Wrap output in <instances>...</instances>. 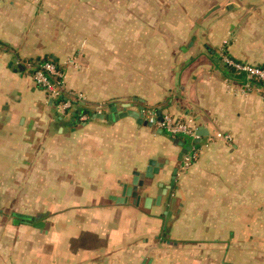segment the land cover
I'll return each instance as SVG.
<instances>
[{
    "label": "crops",
    "instance_id": "obj_1",
    "mask_svg": "<svg viewBox=\"0 0 264 264\" xmlns=\"http://www.w3.org/2000/svg\"><path fill=\"white\" fill-rule=\"evenodd\" d=\"M163 1L0 0V179L12 172L0 180V191L11 200L6 210L14 212L13 221L0 220V264H140L149 235L163 227L164 206L145 208V197L143 212L130 198H113L122 197L123 184L150 160H168L170 173L182 149L165 132L130 117L75 120L34 81L32 71L47 60L64 70L67 89L82 94L81 102L97 114L110 111L91 106L116 101L121 111L128 102L133 110L152 108V120L166 102L162 112L209 131L198 143V160L188 169L179 164L175 225L200 233L213 225V234L196 239L219 240L226 250L241 241L235 229L260 226L264 87L244 91L246 75L226 73L214 57L221 52L222 61L228 56L264 67V0H190L207 19L220 11L221 22L210 25L204 43L191 39L195 47L188 44L178 76L169 62L172 83L165 81L164 56L173 60L176 49L161 33ZM12 63L24 70L14 71ZM32 213L49 228L17 217ZM174 224L162 238H180Z\"/></svg>",
    "mask_w": 264,
    "mask_h": 264
},
{
    "label": "rangeland",
    "instance_id": "obj_2",
    "mask_svg": "<svg viewBox=\"0 0 264 264\" xmlns=\"http://www.w3.org/2000/svg\"><path fill=\"white\" fill-rule=\"evenodd\" d=\"M176 3H178V5H176ZM163 4H164V20L161 22L163 28L162 29L163 32L161 33L163 34L164 42L170 44L171 47L174 46V48L176 49L174 51L175 53L173 54V57H171L173 60L169 61L167 55H165L164 56L166 58L165 62L167 65H169V62L173 64L172 66L174 68V74L175 76H178V71L180 69L183 70L181 64L183 58L187 57V55L189 56L190 48H187V46L188 44L193 42V41L191 42V39L193 40L196 37L195 44L197 43V45L204 43L206 40L205 35L208 32H210V28H209L210 25L216 23H218L219 25V23L221 22V18H220L221 12L218 11V13L213 14L212 17L208 16L209 18L207 19L204 16L201 6L198 4L194 5L192 2H190V0H165L163 1ZM222 22H224V20H222ZM150 24L155 25V22H150ZM195 44L193 45V47H195ZM177 46L179 47V49ZM182 46H184L188 50L187 51L183 49L180 50V47ZM203 47L204 48L207 47L205 49H208V46H206L205 44L203 45ZM204 48L203 49L200 48L199 51H201L200 53H206L207 54L206 56H208L209 58L210 53L208 54L207 50H204ZM216 55L217 56L214 57V60L218 59V57L221 59V62H217V65L221 66V68L224 71H227L225 69L226 67L224 66V62L222 61V57H221L222 53L219 52ZM177 60L180 63L177 62ZM170 68L171 67L169 65V70H168L169 79L165 78V81L168 83H172L170 80L171 77L173 76V72H171L173 71V69L171 70ZM178 87L179 85H177V88ZM73 93L75 92L68 90L66 87V93H65L66 95H71ZM131 99L132 98H128V101ZM117 103H121V102H117ZM164 103H160L156 106V108L160 107L162 117L164 115L169 114L162 112ZM143 106L145 105L143 104ZM91 107L100 110L102 113L103 112L106 113L110 111L109 103L103 104L100 107L98 106L99 108H97V106H91ZM145 107H146L144 108L145 120L151 121V119L149 118V113L153 109L148 106ZM68 114H71V112ZM169 115H172L173 118L174 117L182 118L179 117L178 115H173V114H169ZM156 129H160V127L156 125ZM156 129L153 130L155 133L157 132ZM165 133L168 136L169 133L167 132ZM182 138L185 139L187 143L190 142V140H188L187 138L185 137ZM199 148L200 146H198L197 143L196 151L198 155L201 149ZM145 167H146L145 165H139V167L136 168L135 172H143ZM3 172H5L4 169L3 171L0 170L1 175ZM11 174L12 172H9V174L3 175L1 179L2 180L7 179V177H10ZM169 179H170V173L167 168H164L163 172L156 178L154 184H156V182L167 184L169 182ZM5 183L7 182H4V184ZM147 189H150V191ZM151 189L152 188L140 189L138 192L139 197L133 199L135 204H137L138 208H140V210L143 212L146 211L142 205L144 198L147 196L148 193L150 196H153L155 194L154 190L151 191ZM168 200L169 197L165 200L166 204L168 203ZM9 204H11L10 198H5V193H1L0 220H6V221L14 220L12 216L14 212L10 210L9 211L6 210L8 208L7 205ZM163 208H164V212L165 211L168 212L167 214H164L165 216L163 217V227H161L160 230H158L159 228H157V230L154 231L152 235H149V239L147 241L148 242L147 253L140 264H225L226 263L225 256L227 255L228 252L230 253V259H231L228 261V264H264V213L260 214V218H259L260 221L257 222V224L260 225L259 227L256 228L249 227L248 229L245 226L244 229L241 228L237 230L235 229L234 231H237L238 236H242L241 234H243V236L238 239L239 241L240 240L241 241L240 243L234 242L232 246L229 247L228 250H226L225 246L223 245V242H220L219 240L196 239V237H202L204 235L213 234L216 228L215 226L211 225L210 230L208 231L203 230L201 231L202 233H200L199 230H192V228L188 229L186 225H183L184 223L182 225L181 223H179V225H175L173 223L175 221L173 219L174 214L171 211H169L167 208L165 207ZM156 212H158L159 214L160 211H156ZM38 215H39L38 213L31 214V216L34 218H36ZM148 216L149 219H152V215L150 213L148 214ZM155 216L156 215H153V217ZM178 217L179 216H177L176 224H178L179 222L178 219H180ZM197 221L198 219L195 218V221L193 222L191 221L188 224L192 225L193 227L194 222L197 223ZM173 224L176 228L179 226L181 227V230L177 231L180 238H176V237H171L169 239L166 237L162 238L163 233L172 234L171 230ZM246 224L248 225L249 223L246 222ZM168 230L170 232H168ZM175 232L176 231L174 230V233ZM155 240L157 242H155ZM173 242H177L178 244L174 245ZM141 246L144 247V245L142 244Z\"/></svg>",
    "mask_w": 264,
    "mask_h": 264
},
{
    "label": "water",
    "instance_id": "obj_3",
    "mask_svg": "<svg viewBox=\"0 0 264 264\" xmlns=\"http://www.w3.org/2000/svg\"><path fill=\"white\" fill-rule=\"evenodd\" d=\"M193 45V42L189 44L191 47ZM183 50H187V48H183ZM217 61V59H215ZM10 67L14 70H24L23 67H18V69L15 67V64L12 63ZM133 102L135 104H140L138 98H134ZM133 107V104L131 103H123L121 105V111L118 108L117 104H113L110 109L109 114H97L95 117L100 119H106L109 121L120 120L126 117H130L134 119L139 126H145L149 127L153 130L156 129L157 121L161 119V112H158L157 118L152 119L151 121L145 120V114H144V107L142 105L138 106V110L131 109ZM158 134H162V129H156ZM209 135V131L206 128H199L197 130V136L196 143H199L202 141L204 137H207ZM173 143L175 146H179L182 148L181 155L179 157V160L181 161L182 157L190 151V146H186L185 141L175 138L173 139ZM169 164V161L163 158H159L157 160H150L147 167L143 170V172H135L133 179L130 183L123 184V194L122 197L113 198L115 201L125 202L129 198L135 199L138 196V192L142 188H153L155 185L156 178L163 172L165 166ZM180 169V165L176 166L173 172L172 181L169 186H165L163 183H158L159 191L158 195L156 197L150 196L149 193L147 194L145 198V208H151V206H164L169 211H171L175 218L179 215V206L177 203V198L172 195L174 189H175V181L177 179L178 171ZM169 197L168 203H165V200ZM168 212L165 211L164 214H167ZM19 218H24L25 220H34L35 222L34 226L36 228H39L41 230H47L49 228L48 223H44L41 221L40 217L32 218L27 216H20L17 215ZM164 237L170 238V235H165ZM177 245V243H174Z\"/></svg>",
    "mask_w": 264,
    "mask_h": 264
},
{
    "label": "built area",
    "instance_id": "obj_4",
    "mask_svg": "<svg viewBox=\"0 0 264 264\" xmlns=\"http://www.w3.org/2000/svg\"><path fill=\"white\" fill-rule=\"evenodd\" d=\"M224 65L228 68L234 70L236 73H244L246 75V86L243 88L244 91H250L251 80L257 79L264 82V68L260 66H253L247 64H241L235 60L229 58L228 56H223ZM34 81L37 86L41 87L48 95V98L51 100L60 99L61 95L66 93L65 85V73L54 61L47 60L43 63H40L34 72L33 75ZM70 96V99L66 100L59 104V107L64 111H71L73 108V102L84 101V96L82 94L73 93ZM81 122H88V116L83 115L80 118ZM157 125L163 131L169 133L171 136H180L185 137L190 140V151L188 154L184 155L181 161V168L188 169L194 162L199 158V155L196 151L197 143L196 139L197 130L199 129L196 125L195 120L193 119H183V118H173L172 115L161 116V119L157 121ZM218 138H225L230 140V136H225L223 134H218Z\"/></svg>",
    "mask_w": 264,
    "mask_h": 264
},
{
    "label": "trees",
    "instance_id": "obj_5",
    "mask_svg": "<svg viewBox=\"0 0 264 264\" xmlns=\"http://www.w3.org/2000/svg\"><path fill=\"white\" fill-rule=\"evenodd\" d=\"M218 61H220V59L218 58ZM225 66V65H224ZM226 68V73H229L230 72V75H231V72L234 73V70L228 68L227 66H225ZM262 67V66H261ZM264 68V67H263ZM36 68L32 71L33 72V75H34V72H35ZM31 72V71H30ZM244 73H240V75H243ZM251 86L252 87H255V88H262L264 87V82L263 81H259L257 79H253L251 80ZM70 99V96L69 95H66V94H63L61 95L60 99H58L56 101V104L59 105L61 104L62 102H65L66 100ZM113 105V103H109V106L111 107ZM72 115L74 117L75 120H80V118L83 116V115H87L88 116V119H91V118H94L97 114V112H93L87 105L86 102H73V108H72ZM165 132V131H163ZM168 137L172 138L173 137L171 135L168 134ZM178 139H181V140H184L182 137L180 136H176Z\"/></svg>",
    "mask_w": 264,
    "mask_h": 264
},
{
    "label": "flooded vegetation",
    "instance_id": "obj_6",
    "mask_svg": "<svg viewBox=\"0 0 264 264\" xmlns=\"http://www.w3.org/2000/svg\"><path fill=\"white\" fill-rule=\"evenodd\" d=\"M67 112H69V111H67ZM173 139H175V138H173ZM173 139H172V141H173ZM184 141H185V144H187V141H186V140H184ZM181 152H182V149H181V151H180V153H179V156H178V159H177L178 165H179V164L181 163V161H182V159H181V161L179 160V157H180V155H181ZM183 157H184V156H183ZM183 157H182V158H183ZM178 165H176V166H178ZM175 168H176V167H175ZM175 168H174V169H175ZM174 169H172V171L170 172L169 183L166 184L165 186H169V185L171 184ZM176 180H177V179H176ZM157 186H158V184H157ZM175 188H176V181H175ZM158 190H159V188L157 187V189H156V193H158ZM174 190H175V189H174Z\"/></svg>",
    "mask_w": 264,
    "mask_h": 264
}]
</instances>
